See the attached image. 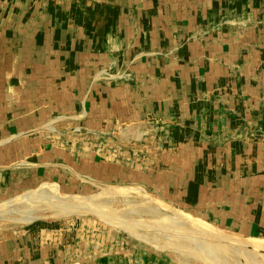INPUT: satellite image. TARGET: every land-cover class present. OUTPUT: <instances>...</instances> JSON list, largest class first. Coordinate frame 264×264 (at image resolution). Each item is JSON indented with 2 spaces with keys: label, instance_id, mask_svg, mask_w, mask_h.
<instances>
[{
  "label": "rangeland",
  "instance_id": "obj_1",
  "mask_svg": "<svg viewBox=\"0 0 264 264\" xmlns=\"http://www.w3.org/2000/svg\"><path fill=\"white\" fill-rule=\"evenodd\" d=\"M81 82L88 88L74 106L70 90ZM104 85L119 89L108 90V102L122 107L106 108ZM32 114L46 119L33 135L81 161L129 170L130 182L120 173L96 186L76 178L77 189L34 180L26 199L43 196L0 206L1 240L43 229L34 248L45 251L34 255L48 264H264V248L243 243L263 242L264 231L233 233L208 206L176 203L175 188L155 187L174 182L185 198L202 192L186 185L202 177L245 187L264 179V0H0V134L18 122L16 140L28 136ZM51 191L88 204H64ZM158 207L167 209L161 221L144 213ZM258 209L250 221L264 226V198ZM187 216L195 230L237 241L208 256L206 244L177 229Z\"/></svg>",
  "mask_w": 264,
  "mask_h": 264
},
{
  "label": "crops",
  "instance_id": "obj_2",
  "mask_svg": "<svg viewBox=\"0 0 264 264\" xmlns=\"http://www.w3.org/2000/svg\"><path fill=\"white\" fill-rule=\"evenodd\" d=\"M239 42H241V40ZM218 45L220 44L218 43ZM214 57L216 59V56ZM199 69L201 68H197V70ZM201 70L204 71V75H207L205 67H203ZM39 73L43 76L41 72ZM44 75L50 76L52 74L49 73ZM82 76L83 75L81 71L75 74V82L76 79L80 80ZM104 87H106L105 89L107 96L105 98L106 108L112 110L114 108L122 107L121 102H119L118 99V102H115V106L112 101L108 102L110 100L108 99L110 94L108 90L116 92L118 88L114 89L113 87L105 85ZM87 88L88 85L85 86L81 82L79 87L75 86L74 90H70L72 93L71 98L73 99L74 106L79 105V102L81 103L82 99L84 98L81 97V93ZM59 94H61V90L59 91ZM59 105H62L60 101ZM220 113L221 112L218 113L219 116L224 115L223 113ZM108 114H110L111 117H114L113 113ZM33 115L35 114H32V117L29 115L28 136L25 134L24 138H19L16 140L15 137L18 136L17 132L19 131V128L16 126L18 125V122L9 123L7 131H5L6 129L3 128L4 132L0 134V198L2 196L12 198L23 194V192L25 193L31 190V188L36 185L34 180L39 182L41 180L49 179L60 184L64 188L77 189V187L81 188V185H77L78 181H75L76 185L74 184V180L76 178L77 180L81 181L83 180L82 176L87 178L90 176V182L88 180L83 181H85V183H89L91 186H96V183H112L116 180H119L118 174L120 173L125 178V180L122 181V184H128L130 182L129 170H122V168L118 166L103 164L96 156L91 160H88V162L85 160L81 161L78 158H74L71 153L68 154L64 150L52 147V144L48 143L44 138H40L41 136H36L37 134L33 135L31 132L33 126L36 123L40 124L46 120L42 117L36 118ZM248 148H250V154L253 155L255 150L254 148H251L250 143ZM187 168L188 167L186 166V169ZM217 168L220 169V167ZM226 174L228 173L226 172ZM200 181V183L192 181L189 183V185H186L195 188L193 187V183H196L198 188L202 190L201 193L193 191L192 194L186 195L185 198L179 197L180 199L178 198V193H176L177 184H174V182L165 181L164 183L161 181V183L155 185V187L159 189V194H162V190H160V188H165V186L170 189L175 188L176 192L174 195H170L172 193L169 195L171 198L172 196H175L174 201L176 203H182V199H185L184 203L187 205H193L195 203L194 201H199L203 205L208 206V212L213 216L212 221L214 223L218 222V225H220L222 228L231 230L233 233L257 235L259 232L264 231L263 225L260 226L259 224L252 223L250 221L252 218H255L256 220L257 210H259L258 206L261 202H263L264 179H262L260 182H258L257 179L252 180L247 184V187H245V183L243 184L242 182L234 184H231L230 182L228 183V179L223 182L218 179V181L210 183L209 179L207 180L206 178L202 177ZM244 187L248 188L249 190L247 196L242 195V190ZM223 188H230L228 190L229 194L227 196L222 194L221 189L224 194L226 193V190ZM170 191L171 190H169V192ZM253 193L256 195L255 199H252L253 196L251 195ZM247 207L249 208V213H247L249 217V223L242 220L243 216H247L245 212ZM33 228L34 227L26 229L23 236L13 235L10 236L8 240H1L0 237V264H37L39 261L43 262L44 264H48L49 261H46V256L41 255V258H39L40 260L38 261L34 255V252H44L45 250L44 247L40 248L39 250L34 248L35 244L38 245L37 241L40 242V240L35 241V238L44 232L41 228L36 227L35 230H33Z\"/></svg>",
  "mask_w": 264,
  "mask_h": 264
},
{
  "label": "bare ground",
  "instance_id": "obj_3",
  "mask_svg": "<svg viewBox=\"0 0 264 264\" xmlns=\"http://www.w3.org/2000/svg\"><path fill=\"white\" fill-rule=\"evenodd\" d=\"M39 191V190H38ZM55 191V190H54ZM102 191V190H101ZM101 191H100V193H101ZM56 192V191H55ZM55 192H53V191H51V197H54L56 200H62L63 199V203L65 204V203H70V204H77V205H79L80 207H83L84 205H87L88 203L87 202H83V201H81L80 202V199L82 198L81 196V198L79 199V200H76V201H73V199L71 200L70 198H68V197H64V196H60V195H58L57 193H55ZM34 193H38V194H36L35 196H33L32 197V199L30 200V199H26V197L28 196V195H31L28 191H27V193H23L22 195H20V196H18V197H16V198H14V199H11V200H9V201H7V202H5L4 204H2V205H0V206H3L4 208H7V209H9L8 207H6L7 206V204H10V207L12 206V205H15V204H19V203H21V202H26V201H28V203L30 202L31 203V201L32 200H35L37 197H39V194H40V197L41 196H43L44 194H41V192H34ZM47 193H50V192H47ZM63 195V194H62ZM109 195V194H108ZM140 195V194H139ZM142 195V194H141ZM147 195V194H146ZM28 197H30V196H28ZM98 197V196H97ZM148 197V196H147ZM42 199V198H41ZM47 199V198H46ZM84 199H85V197H84ZM89 200H90V198H88ZM30 200V201H29ZM38 200V199H37ZM150 200V199H149ZM36 201V200H35ZM43 201V200H42ZM47 201V200H46ZM45 200H44V202H46ZM125 202H129L128 200H124ZM155 201V200H154ZM90 202V201H89ZM52 203V202H51ZM82 203H83V206H81L82 205ZM50 204V203H49ZM53 204V203H52ZM63 204V205H64ZM69 204V205H70ZM92 204V203H91ZM62 205V204H61ZM71 206V205H70ZM70 206H69V208H70ZM161 206V205H160ZM61 207V206H60ZM64 207V206H63ZM67 208H68V206H66ZM74 207V206H73ZM58 208H59V206H58ZM65 208V207H64ZM66 208V209H67ZM75 208V207H74ZM79 208V207H78ZM95 208V207H94ZM162 208V209H161ZM61 209V208H60ZM87 209L88 210H90L91 208L88 206L87 207ZM148 209V208H147ZM75 210H77V209H75ZM173 210V209H172ZM171 210V211H172ZM169 211L170 210H168V213H169ZM176 211V210H175ZM7 212V211H6ZM59 212V211H58ZM133 213V214H136V215H138L137 216V218L138 219H142L141 217V215H139L138 214V211H130V213ZM172 212H174V211H172ZM65 213V212H64ZM145 214H148L149 215V217L150 218H152V219H156V220H159V221H161V220H163V218H162V216H160V215H165L166 213H167V209L166 208H163V207H158V208H156V209H154L153 211H151V212H147V211H145L144 212ZM26 214H28V213H26ZM25 214V215H26ZM172 216H173V213H170ZM24 215V214H23ZM56 215V214H55ZM58 215V214H57ZM68 215V214H67ZM181 215V214H180ZM27 216V215H26ZM130 216V215H129ZM175 217H173V218H179V215H178V213H176L175 215H174ZM104 217V216H103ZM123 217H125V215L123 216ZM29 218V217H28ZM126 218V217H125ZM164 218H166V217H164ZM170 218H172V217H170ZM195 218V217H194ZM30 219V218H29ZM29 219H26V220H28L29 221ZM22 220H24L23 218H22ZM127 220V219H126ZM178 222H179V220H180V222L177 224V229H178V227L180 228V231H182V234H183V232H187L186 234H188L189 236H192V237H195V238H198L199 239V241L201 240V243L202 244H206V245H211L212 247H208V246H204L203 245V247H202V249L201 250H203L204 249V253L206 254V255H208V256H210V255H212V256H215L216 257V254L218 253L217 252V250H219L218 248H216V250H215V248H213V247H218V246H220V245H223V244H225V245H232V243H234L235 241H237V239H235L233 236H230V235H227V234H221V233H218L217 231H214V230H210V231H207V229L205 230V228H203L202 229V231H198V230H195L196 228H197V225H196V223H194V221L189 217V216H187V217H180V219H176ZM175 221V220H174ZM123 222H125V221H123ZM122 222V223H123ZM136 222H140V221H136ZM196 222V221H195ZM173 223V222H172ZM200 223V222H199ZM207 224V223H206ZM205 224V225H206ZM124 225V224H123ZM134 226H136V224L134 225ZM200 226V225H199ZM208 226H210V225H208ZM182 227H184L183 229H182ZM125 229H127V228H129L130 229V224L127 226V227H124ZM199 228V227H198ZM207 228H209V227H207ZM211 228V227H210ZM171 230V229H170ZM134 231V230H133ZM131 232V231H130ZM176 232V231H175ZM173 233V232H172ZM162 235H163V232H162ZM166 235H168V234H166ZM178 235H180V234H178ZM171 238V237H170ZM185 238V237H184ZM186 238H187V236H186ZM195 241H197V240H195ZM195 243V242H194ZM244 244H247V245H250L251 247H254V248H264V241L263 242H253V241H251V240H246L245 242H243ZM196 245V243L194 244V246ZM177 246V245H176ZM190 246V245H189ZM178 247V246H177ZM179 248V247H178ZM207 248H208V250H207ZM211 248H213V249H211ZM224 248V247H223ZM195 249V248H194ZM197 249V248H196ZM178 250V249H177ZM185 250V249H184ZM198 251H200V250H198ZM208 251V252H207ZM203 252V251H202ZM217 252V253H216ZM219 252H221L220 250H219ZM230 252V251H229ZM183 253H185V252H183ZM210 254V255H209ZM222 255V254H221ZM220 255V256H221ZM203 256V255H202ZM207 257V256H206ZM210 260V259H209ZM218 260V259H217ZM208 261V260H207ZM206 261V262H207ZM214 261V260H213ZM219 261V260H218ZM221 262V261H220ZM209 263V262H208ZM210 263L212 264V262L210 261ZM222 263V262H221Z\"/></svg>",
  "mask_w": 264,
  "mask_h": 264
}]
</instances>
